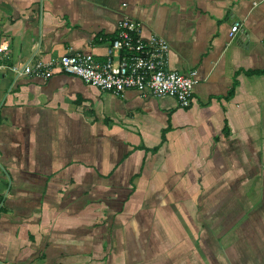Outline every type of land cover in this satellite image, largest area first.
<instances>
[{
	"label": "crops",
	"instance_id": "1",
	"mask_svg": "<svg viewBox=\"0 0 264 264\" xmlns=\"http://www.w3.org/2000/svg\"><path fill=\"white\" fill-rule=\"evenodd\" d=\"M123 17L188 106L9 67L103 59ZM0 64V264H264V0H0Z\"/></svg>",
	"mask_w": 264,
	"mask_h": 264
},
{
	"label": "built area",
	"instance_id": "2",
	"mask_svg": "<svg viewBox=\"0 0 264 264\" xmlns=\"http://www.w3.org/2000/svg\"><path fill=\"white\" fill-rule=\"evenodd\" d=\"M240 29V22L234 21L229 36L233 37ZM168 52L169 43L165 37L152 33L144 38L139 21L123 17L117 21V33L103 59L77 50L54 58L36 57L9 67L16 76L48 78L56 72L74 74L86 83L115 94L126 88H136L156 96H173L180 106L186 107L192 100L196 71L170 68Z\"/></svg>",
	"mask_w": 264,
	"mask_h": 264
}]
</instances>
